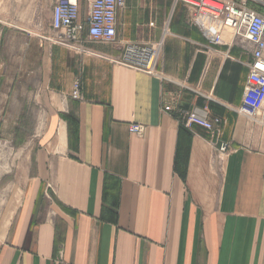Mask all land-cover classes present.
Returning a JSON list of instances; mask_svg holds the SVG:
<instances>
[{
	"label": "crops",
	"instance_id": "crops-1",
	"mask_svg": "<svg viewBox=\"0 0 264 264\" xmlns=\"http://www.w3.org/2000/svg\"><path fill=\"white\" fill-rule=\"evenodd\" d=\"M53 3L0 0V264H264V119L233 111L248 55L208 44L178 0H125L111 43L40 44ZM160 41L163 78L108 59ZM164 94L219 117L217 140Z\"/></svg>",
	"mask_w": 264,
	"mask_h": 264
},
{
	"label": "built area",
	"instance_id": "built-area-1",
	"mask_svg": "<svg viewBox=\"0 0 264 264\" xmlns=\"http://www.w3.org/2000/svg\"><path fill=\"white\" fill-rule=\"evenodd\" d=\"M185 8V22L197 29L210 45H220L224 35L239 44L248 55L245 66L248 76L240 106L233 111L249 120L264 119V14L249 7L250 0H178ZM125 6V0H54L49 18V33L37 28L40 44L60 45L74 52H82V35L87 39L103 43L114 42L116 37L117 12ZM85 8L86 17L82 18ZM165 31V30H164ZM161 42L155 44H127L116 57L108 58L113 64L124 66L153 77L163 78L157 70ZM197 97H203L198 86L179 85ZM72 100H81L80 84L72 85ZM178 96L164 94L161 112L175 115L178 124L191 130H204L211 140L221 134V119L208 116L203 109L179 108ZM141 125H129L128 132L140 137ZM227 144H222L219 153L224 155Z\"/></svg>",
	"mask_w": 264,
	"mask_h": 264
},
{
	"label": "rangeland",
	"instance_id": "rangeland-1",
	"mask_svg": "<svg viewBox=\"0 0 264 264\" xmlns=\"http://www.w3.org/2000/svg\"><path fill=\"white\" fill-rule=\"evenodd\" d=\"M249 3H251V5L254 4V6L256 5L253 2H249ZM34 23H35V25H36L37 28H42L43 30H46V29L49 28V25H48L49 24V19H47V20L46 19H43V20H40L39 19V20H36ZM1 144H3V143H0V145ZM11 158H12V156H11ZM9 159H10V157H9Z\"/></svg>",
	"mask_w": 264,
	"mask_h": 264
},
{
	"label": "trees",
	"instance_id": "trees-1",
	"mask_svg": "<svg viewBox=\"0 0 264 264\" xmlns=\"http://www.w3.org/2000/svg\"><path fill=\"white\" fill-rule=\"evenodd\" d=\"M250 6L254 9V4L251 5V3H250ZM259 11H260V9H259ZM66 120L68 121V124H70V125H72L74 123V120L71 117L66 116Z\"/></svg>",
	"mask_w": 264,
	"mask_h": 264
},
{
	"label": "bare ground",
	"instance_id": "bare-ground-1",
	"mask_svg": "<svg viewBox=\"0 0 264 264\" xmlns=\"http://www.w3.org/2000/svg\"><path fill=\"white\" fill-rule=\"evenodd\" d=\"M259 6V5H258Z\"/></svg>",
	"mask_w": 264,
	"mask_h": 264
}]
</instances>
